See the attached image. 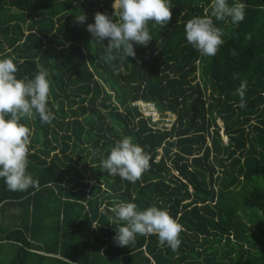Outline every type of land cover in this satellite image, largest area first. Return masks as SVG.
I'll list each match as a JSON object with an SVG mask.
<instances>
[{
	"label": "trees",
	"instance_id": "16d2710c",
	"mask_svg": "<svg viewBox=\"0 0 264 264\" xmlns=\"http://www.w3.org/2000/svg\"><path fill=\"white\" fill-rule=\"evenodd\" d=\"M113 1L0 0V59L16 63L18 79L47 70L55 116L22 121L39 186L13 192L0 179V264H264V0H228L245 5L239 23L212 18L224 41L214 57L184 30L211 16L212 0H171V21L149 23L153 39L134 43L135 58L106 63L87 25L98 11L117 19ZM138 100L155 105L160 126L131 106ZM126 136L150 156L135 183L101 167ZM114 202L167 209L183 226L179 249L155 235L118 246Z\"/></svg>",
	"mask_w": 264,
	"mask_h": 264
},
{
	"label": "clouds",
	"instance_id": "9594fccd",
	"mask_svg": "<svg viewBox=\"0 0 264 264\" xmlns=\"http://www.w3.org/2000/svg\"><path fill=\"white\" fill-rule=\"evenodd\" d=\"M112 7L117 19L98 11L94 23L87 25L94 41L106 46L103 57L106 63L135 58L134 43L146 47L153 39L149 23L163 28L172 19L171 0H114ZM244 13L243 3L230 6L228 0H212L211 16L193 17L186 22V41L202 56L214 57L224 41L223 31L212 18L218 21L231 18L236 24L244 19ZM86 19L84 14L76 15L78 24ZM105 40L107 45L103 43ZM37 69L34 78L18 79L16 63L11 58L0 59V179L13 192L39 186V180L28 172L32 130L22 121L38 117L41 124H51L55 119L48 106L49 73L41 65ZM245 92L246 82H241L236 90L239 107L245 106ZM101 167L109 175L135 183L149 169L150 156L132 137L126 136L110 148L107 157L101 160ZM110 211L120 225L114 237L118 246L128 247L138 235H155L161 246L167 245L173 251L179 249L183 226L167 209L152 205L141 210L133 202H114Z\"/></svg>",
	"mask_w": 264,
	"mask_h": 264
},
{
	"label": "built area",
	"instance_id": "2783aa9c",
	"mask_svg": "<svg viewBox=\"0 0 264 264\" xmlns=\"http://www.w3.org/2000/svg\"><path fill=\"white\" fill-rule=\"evenodd\" d=\"M132 107H136L140 112L142 118L149 120L148 122L156 128L160 126V114L155 107V105L151 102H143V101H135L131 104ZM174 120V116L170 115L166 119H164L163 127L170 128L171 124ZM174 175L177 176V172H174Z\"/></svg>",
	"mask_w": 264,
	"mask_h": 264
},
{
	"label": "rangeland",
	"instance_id": "374dc122",
	"mask_svg": "<svg viewBox=\"0 0 264 264\" xmlns=\"http://www.w3.org/2000/svg\"><path fill=\"white\" fill-rule=\"evenodd\" d=\"M113 3H114V1H113ZM113 3H112V5H113ZM17 21L20 22V23L26 22L24 14L18 13Z\"/></svg>",
	"mask_w": 264,
	"mask_h": 264
}]
</instances>
